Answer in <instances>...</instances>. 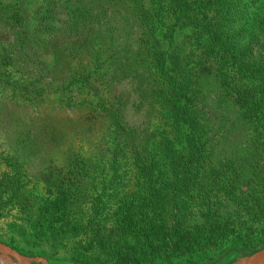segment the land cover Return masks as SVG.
<instances>
[{
  "label": "trees",
  "instance_id": "16d2710c",
  "mask_svg": "<svg viewBox=\"0 0 264 264\" xmlns=\"http://www.w3.org/2000/svg\"><path fill=\"white\" fill-rule=\"evenodd\" d=\"M263 114L264 0H0L2 135L71 162L82 151L104 182L127 166L154 204L155 252L185 257L223 237L189 235L181 172L208 147L245 146ZM41 215L34 227L48 233Z\"/></svg>",
  "mask_w": 264,
  "mask_h": 264
},
{
  "label": "rangeland",
  "instance_id": "374dc122",
  "mask_svg": "<svg viewBox=\"0 0 264 264\" xmlns=\"http://www.w3.org/2000/svg\"><path fill=\"white\" fill-rule=\"evenodd\" d=\"M258 123L257 134L248 135L250 141L239 150L208 147L201 161L181 172L191 182L186 199L189 235L218 228L224 235L205 248L194 244L188 256L173 258L153 250L149 232L156 225H150L149 215L154 204L134 186L129 177L134 173L127 166V174L116 182H104L82 151L74 162L76 157L55 147L37 155L18 151L16 139L3 136L0 125V246L32 261L43 256L44 264H245L264 247V145L256 143L264 139V114ZM51 174L53 185L48 181ZM71 199L79 200L73 210ZM62 208L72 213L69 227L60 226ZM41 213L46 217L40 225L44 223L48 233L34 227ZM56 229H69L68 236L59 238L51 232ZM250 232L256 235L248 236Z\"/></svg>",
  "mask_w": 264,
  "mask_h": 264
},
{
  "label": "water",
  "instance_id": "95a60500",
  "mask_svg": "<svg viewBox=\"0 0 264 264\" xmlns=\"http://www.w3.org/2000/svg\"><path fill=\"white\" fill-rule=\"evenodd\" d=\"M8 255L10 259H6ZM46 259L43 256H36L32 261L25 254L17 250L5 251L0 246V264H44ZM245 264H264V247L253 252L246 260Z\"/></svg>",
  "mask_w": 264,
  "mask_h": 264
}]
</instances>
